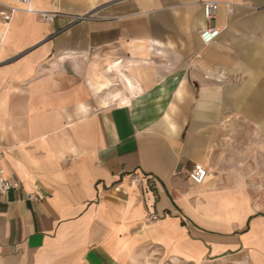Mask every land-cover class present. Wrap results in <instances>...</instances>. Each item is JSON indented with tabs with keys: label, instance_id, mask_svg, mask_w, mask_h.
<instances>
[{
	"label": "crops",
	"instance_id": "0c3cea01",
	"mask_svg": "<svg viewBox=\"0 0 264 264\" xmlns=\"http://www.w3.org/2000/svg\"><path fill=\"white\" fill-rule=\"evenodd\" d=\"M31 7L0 0V171L17 184L0 264H264V0Z\"/></svg>",
	"mask_w": 264,
	"mask_h": 264
},
{
	"label": "built area",
	"instance_id": "2783aa9c",
	"mask_svg": "<svg viewBox=\"0 0 264 264\" xmlns=\"http://www.w3.org/2000/svg\"><path fill=\"white\" fill-rule=\"evenodd\" d=\"M20 4L25 5L26 12H34L35 10L31 7V0H17ZM16 9H10V12ZM203 15L206 20H212L218 10V3L216 1H206L202 3ZM40 17L48 22H52L55 15L53 13L39 12ZM0 16L3 21L8 22L10 20V14L1 12ZM81 18L75 19L73 22H77ZM219 35V30L216 28H206L200 31V38L204 44L213 42ZM1 157V155H0ZM207 177V171L200 166H195L189 173L188 178L194 184L201 185L204 183ZM17 187V184L13 181L6 179L3 173L0 171V195H4L10 189Z\"/></svg>",
	"mask_w": 264,
	"mask_h": 264
}]
</instances>
